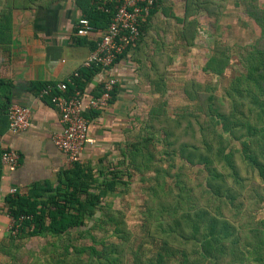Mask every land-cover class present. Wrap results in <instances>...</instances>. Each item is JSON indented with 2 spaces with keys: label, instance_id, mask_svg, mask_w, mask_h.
I'll return each mask as SVG.
<instances>
[{
  "label": "trees",
  "instance_id": "trees-1",
  "mask_svg": "<svg viewBox=\"0 0 264 264\" xmlns=\"http://www.w3.org/2000/svg\"><path fill=\"white\" fill-rule=\"evenodd\" d=\"M239 1L261 29L260 37L241 54L244 72L232 78L224 95L209 86L200 88L195 81L187 82L183 90L194 105L169 115L164 87L165 68L172 57L161 48L143 49L152 19L160 10L161 0H156L140 25L138 40L115 61L131 52L134 68L152 93L160 95L140 122V133L119 147V161L96 170L75 162L62 172L54 188H47L46 198L41 193L5 197L9 216H30L21 223L16 238L48 236L60 241L59 246L51 243L49 260L41 263L35 258L29 264H168L172 260L177 264H264V219L256 217L264 205V5L261 8L258 0ZM98 3L89 5L83 17L94 30L103 32L114 15L115 2L103 4L107 11L99 9ZM35 4L36 0H16L6 8H32ZM222 4L184 0L181 15L171 14L178 24V38L192 46L199 14L217 15ZM5 9L0 11V36L10 27ZM5 38H1L2 49L9 47V37ZM98 40L91 43V49ZM215 51L203 70L222 74L229 63L228 48L216 47ZM101 71L95 65L80 67L64 94L85 91ZM101 84L89 94L97 96ZM51 85L32 82L29 87L38 95ZM10 87L9 80L0 78V117L6 116V128ZM118 91L116 83L110 104ZM100 113L92 110L84 115L89 122ZM230 140L240 141V147L232 146ZM155 152L165 155L167 166L155 162ZM176 158L195 167L194 175L184 173L183 168L172 172L171 162ZM134 171L150 186L141 225L143 241L156 240L159 247L148 257L139 247L131 248L123 213L104 201L118 193V187H126ZM103 228L111 230L114 241L97 239L94 231ZM72 233L76 239L89 237L91 243L72 242Z\"/></svg>",
  "mask_w": 264,
  "mask_h": 264
},
{
  "label": "crops",
  "instance_id": "crops-1",
  "mask_svg": "<svg viewBox=\"0 0 264 264\" xmlns=\"http://www.w3.org/2000/svg\"><path fill=\"white\" fill-rule=\"evenodd\" d=\"M96 1L36 0L32 8L7 9L6 5L16 0H0V11L6 8L5 14L10 18L9 32L0 36L1 43V38L9 37L8 49L0 46V78L11 82V104L30 109V126L17 133L6 128V116L0 117V151L9 148L19 155V163L12 171L2 165L0 157V264H21L16 255L23 244L19 241L26 239L16 238L9 230L5 197L15 193L21 196L41 193L42 198H46L47 188H54L62 172L69 168L65 155L52 141V136L62 129L58 112L48 99L30 91L29 85L32 82L56 84L83 67L91 43L100 37L102 30L93 29L90 34L81 36L75 29L85 9ZM112 1L115 2L106 0ZM183 2L161 0L160 10L155 15L166 19L171 14L180 16ZM164 9L168 10L166 15L162 13ZM108 76L117 78V98L89 121L91 142L80 154V163L94 170L105 168L103 164L115 152L120 154L118 149L124 144V133L131 128V125L127 127V119H133L129 115L145 84L131 62V52L108 71L96 74L86 90H95ZM11 188L15 189L13 193H10Z\"/></svg>",
  "mask_w": 264,
  "mask_h": 264
},
{
  "label": "rangeland",
  "instance_id": "rangeland-1",
  "mask_svg": "<svg viewBox=\"0 0 264 264\" xmlns=\"http://www.w3.org/2000/svg\"><path fill=\"white\" fill-rule=\"evenodd\" d=\"M215 1L223 3L221 10L217 15L207 16L205 12L199 14L196 36L193 45L190 47L178 38V24L173 18L167 17L166 19L155 15L152 19V25L149 28L150 30L148 29L143 49L151 51L161 48L172 57V62L166 65L165 68L166 84L164 87V99L167 102L166 109L169 115L187 110L194 105L183 90L184 85L189 81L199 83L200 88L209 86L218 95L226 94L232 78L244 72L241 54L251 48L260 37L261 29L254 19L248 16L239 0ZM258 4L260 7L263 6L264 0H258ZM149 45L152 48H149ZM224 46L228 48L229 63L223 73L214 74L203 70L207 59L216 52V47ZM143 85L135 102L136 104H134L129 115L133 119H127V121L129 120L127 127L131 125V128H128L124 133V142L131 140L135 134L140 133L138 131V127L141 126L140 122L146 119L150 107L160 99V95L152 93L151 87L146 82ZM230 142L232 146L240 147V141L230 140ZM156 144L159 145V143ZM164 157V154L155 152V162L160 160L161 162L158 161L157 163H160L163 167L168 165V161H165ZM118 158L119 153L117 155V152H115L103 165L106 167L112 165L113 167L119 161ZM181 168L189 176H193L196 170L195 167H188L183 164L179 158L171 162L170 170L172 172L179 171ZM127 182L126 187H118L116 190L118 193L109 195L104 201L111 202L113 209L120 210L123 213L124 221L130 232L129 245H131V248L135 250L139 247V252L148 257L156 252L159 247V242L156 240L143 241L144 234L141 225L146 217L145 202L150 193V186L146 181H142L140 174L135 171ZM174 190H176V187H174ZM256 217L264 219V205L256 212ZM94 234L97 239L115 240V237L111 235V230L105 228L95 230ZM70 239L72 242L81 244L91 243L89 237L76 239L73 233ZM54 241L59 246V240L48 236L20 240L19 243L23 244L19 246L16 258L21 264H29L35 258L40 259L41 263L47 261L51 256L49 250L53 249L51 243ZM130 255L128 252V259L131 257ZM168 264L177 263L172 260Z\"/></svg>",
  "mask_w": 264,
  "mask_h": 264
},
{
  "label": "built area",
  "instance_id": "built-area-1",
  "mask_svg": "<svg viewBox=\"0 0 264 264\" xmlns=\"http://www.w3.org/2000/svg\"><path fill=\"white\" fill-rule=\"evenodd\" d=\"M98 7H103L106 0H97ZM156 0H115L114 15L99 37L96 46L91 49L82 66H99L106 72L114 66L116 59L124 50L131 47L139 37L141 23L148 17L150 9ZM93 28L88 19L81 17L77 21L76 34L86 36ZM74 71L67 79L40 90L38 97L49 98V102L58 112L62 129L52 136L54 145L65 155L69 167L80 161V154L86 144L91 142L89 137V122L85 113L105 110L111 100V92L117 83L114 76L105 77L100 85L97 96L89 94L88 90H75L72 95H65L67 83L77 77ZM8 130L17 133L30 126V109L27 106L11 104L7 113ZM1 163L10 171L19 163L18 153L9 148L3 149ZM15 191L10 189V193ZM30 216L20 215L18 218L9 216V230L13 235L19 231L21 223Z\"/></svg>",
  "mask_w": 264,
  "mask_h": 264
}]
</instances>
